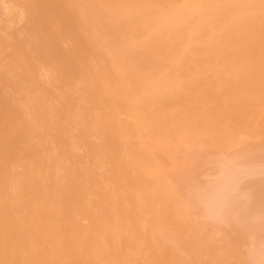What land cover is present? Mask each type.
Returning <instances> with one entry per match:
<instances>
[{"label":"bare ground","instance_id":"obj_1","mask_svg":"<svg viewBox=\"0 0 264 264\" xmlns=\"http://www.w3.org/2000/svg\"><path fill=\"white\" fill-rule=\"evenodd\" d=\"M0 264H264V0H0Z\"/></svg>","mask_w":264,"mask_h":264}]
</instances>
